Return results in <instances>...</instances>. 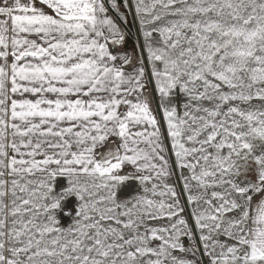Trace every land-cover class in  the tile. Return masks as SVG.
I'll list each match as a JSON object with an SVG mask.
<instances>
[{
  "label": "snow or ice",
  "instance_id": "1",
  "mask_svg": "<svg viewBox=\"0 0 264 264\" xmlns=\"http://www.w3.org/2000/svg\"><path fill=\"white\" fill-rule=\"evenodd\" d=\"M134 175L145 194L119 200ZM57 176L79 199L67 227ZM198 252L264 264V0H0V264Z\"/></svg>",
  "mask_w": 264,
  "mask_h": 264
},
{
  "label": "rangeland",
  "instance_id": "2",
  "mask_svg": "<svg viewBox=\"0 0 264 264\" xmlns=\"http://www.w3.org/2000/svg\"><path fill=\"white\" fill-rule=\"evenodd\" d=\"M131 2H132V0H131ZM123 11L126 13V16H127V20H126L125 24H127V22H132L128 8L123 9ZM133 11H134V8H133ZM135 19H136V17H135ZM136 21H137V25H138V29H139V22L137 19H136ZM139 33H140V31H139ZM140 36H141V34H140ZM134 38H135V34H134ZM141 40H142V36H141ZM125 45H126V43H125ZM134 45H137L136 40H135ZM123 50L131 53L133 50V47H130L128 50H125L124 46H123ZM136 52L139 55L140 51H139L138 47L136 48ZM149 96L152 99L151 92L149 93ZM181 99H182L181 97H179V96L177 97L178 102ZM152 107L155 110L154 104H153V99H152ZM167 155H168V153H167ZM173 158H174V154H173ZM131 171H132V169L130 167H125L122 170V174H126V173H129ZM177 172L179 175V170H177ZM186 174L187 173H185V175ZM168 183L175 185L177 192H179L177 184H176V180L174 178V175L171 177V179L168 181ZM181 183H182V180H181ZM67 186H68L67 177L57 176L53 181L54 192L63 197L59 202V207L55 210L57 219H58L60 225L63 227H67L73 223L74 218L76 216V213L78 211V206H79V199L77 198L75 193H71V194H65L64 193L63 190L66 189ZM148 187H151V185H148ZM101 194H104V190H101ZM144 194L145 193L143 192V186L140 185L138 175L129 176L128 179H126L125 181H123L122 183L117 185V187H116V197L121 201H123L125 199H133L135 196L144 195ZM148 195H151V194L149 193ZM155 198L160 199V197H155ZM180 201H181V204L183 205L181 196H180ZM193 207H194L193 205H189L191 212L193 210ZM183 208H184V205H183ZM183 215H184V217L188 218L186 215L185 209L183 211ZM159 223H167V221H161ZM185 243L187 244L188 241ZM174 254L177 256L181 255L179 252L174 253ZM188 258L192 259V257L190 255L188 256ZM197 258H201L199 252L197 253ZM205 258H206V262H207V257L205 256Z\"/></svg>",
  "mask_w": 264,
  "mask_h": 264
},
{
  "label": "water",
  "instance_id": "3",
  "mask_svg": "<svg viewBox=\"0 0 264 264\" xmlns=\"http://www.w3.org/2000/svg\"><path fill=\"white\" fill-rule=\"evenodd\" d=\"M129 3H131V0H129ZM128 11H129V14H130L132 22H129L127 25H125L123 23L121 26L124 28L125 32L127 33V35L129 37H131V33H132V35L135 34V38H134V36H133L134 39L128 38L126 43L127 44H134L135 40H136L137 45H138L140 42H142V40H141V36H140V33H139L137 21L135 19V14H134L133 8H128ZM126 49H127V45L125 46V50ZM139 51H141V50L139 49ZM151 95H152V99H153L154 108L156 110V94L151 93ZM157 115H158V117H161V113L159 111H157ZM161 127H162V129L165 128V124H164V121H163L162 117H161ZM168 156L172 160H174L173 154H172V152L170 150V145H169ZM174 178L176 180V184H177L179 193H181V199H182V202H183V205H184V209H185L186 215H187V217L189 219V223H194V221L192 220V217H191V211H190V208H189V204L187 203L185 194L183 193L182 183H181V180L179 179V175H178L177 171H176V174L174 175ZM185 242H187L186 239H185ZM199 254H200V257L203 258L204 264H207L205 256H202L201 252H199Z\"/></svg>",
  "mask_w": 264,
  "mask_h": 264
},
{
  "label": "flooded vegetation",
  "instance_id": "4",
  "mask_svg": "<svg viewBox=\"0 0 264 264\" xmlns=\"http://www.w3.org/2000/svg\"><path fill=\"white\" fill-rule=\"evenodd\" d=\"M125 14H126V13H125ZM128 23H129V22H127V24H128ZM124 24H125V23H124ZM127 24H125V25H127ZM133 36H134V35H132V33H131V37H129V36L127 35V36H126V42H127V39H128V38H130V39H134ZM126 45H127V49H126V50H128L130 47H133L134 44H127V43H126ZM126 45H124V49H125V46H126Z\"/></svg>",
  "mask_w": 264,
  "mask_h": 264
}]
</instances>
